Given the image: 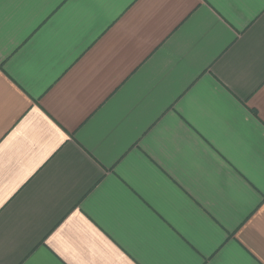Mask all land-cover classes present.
Returning <instances> with one entry per match:
<instances>
[{"label":"crops","instance_id":"1","mask_svg":"<svg viewBox=\"0 0 264 264\" xmlns=\"http://www.w3.org/2000/svg\"><path fill=\"white\" fill-rule=\"evenodd\" d=\"M0 264H264V0H0Z\"/></svg>","mask_w":264,"mask_h":264}]
</instances>
